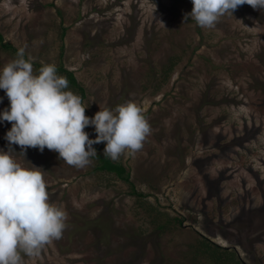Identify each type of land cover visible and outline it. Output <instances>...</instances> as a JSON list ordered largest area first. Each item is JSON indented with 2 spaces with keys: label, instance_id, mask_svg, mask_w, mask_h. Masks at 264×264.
<instances>
[{
  "label": "rangeland",
  "instance_id": "rangeland-1",
  "mask_svg": "<svg viewBox=\"0 0 264 264\" xmlns=\"http://www.w3.org/2000/svg\"><path fill=\"white\" fill-rule=\"evenodd\" d=\"M192 8V0H0L3 42L24 48L34 73L62 64L85 90L87 116L132 100L151 125L143 148L117 160L141 196L96 170L95 157L81 169L47 148L24 156L11 145L22 166L42 169L50 202L68 214L62 238L25 264H211L195 254L206 237L264 264V10L244 4L205 29L185 21ZM1 45L0 69L17 58ZM6 108L0 89V115ZM11 127L0 120L2 151ZM85 131L95 139L94 126ZM151 206L172 219L167 228H157Z\"/></svg>",
  "mask_w": 264,
  "mask_h": 264
},
{
  "label": "clouds",
  "instance_id": "clouds-1",
  "mask_svg": "<svg viewBox=\"0 0 264 264\" xmlns=\"http://www.w3.org/2000/svg\"><path fill=\"white\" fill-rule=\"evenodd\" d=\"M192 3L185 21L191 16L205 29L214 28L244 4L264 10V0ZM68 88L67 77L58 74L55 64H45L34 73L24 48L0 69V89L10 101L0 120L12 125L6 134L9 150H0V264H25L24 256L39 257L47 245L62 238L68 220L67 212L50 202L42 169L22 166L13 157L11 145H19L24 156L28 148L40 152L47 148L69 166L82 169L97 155L94 144L106 142L104 156L117 161L124 154L134 156L151 135V125L135 101L89 117L82 97ZM90 125L95 127V139L85 131Z\"/></svg>",
  "mask_w": 264,
  "mask_h": 264
},
{
  "label": "trees",
  "instance_id": "trees-1",
  "mask_svg": "<svg viewBox=\"0 0 264 264\" xmlns=\"http://www.w3.org/2000/svg\"><path fill=\"white\" fill-rule=\"evenodd\" d=\"M64 35H65V32L61 34V38ZM0 42L2 43L1 46L6 48L7 50L8 49L10 50L11 48L13 49V51L14 49L16 50V48H14L10 43L3 42V37L1 34H0ZM61 47L63 48V45H61ZM17 51L18 50H16V53ZM37 66L41 68L43 65L37 64ZM56 67H57V71L59 74H63V76L67 77L69 81V87L74 88L76 90L78 89L81 93L80 96L83 99L85 97V90L82 87V85L78 82L73 71L66 69L62 64ZM94 157L97 158L98 160V163L95 167L96 170L106 171V172L114 174L119 179L130 184L132 188V193L134 195H139V196L143 195V193L135 190V186L130 179V172L120 161H113L111 158L105 157L104 152L97 153V155ZM153 210H154V207L151 206L150 208H147L146 212L148 213L150 217H153V218L157 217V220H155L157 228L159 230H163L167 228L168 225L171 223L172 219L167 218L169 216L166 212H157L155 214H152ZM161 216L166 217V220L161 222ZM173 219H176V221H178L180 224L182 223V219H179L176 217ZM198 253H201L206 258L210 259L211 264H246L244 261L237 259L234 252H228L226 248H223L220 244L211 241L207 237L204 238L202 242H200V248H198V250L195 251V254H198Z\"/></svg>",
  "mask_w": 264,
  "mask_h": 264
}]
</instances>
